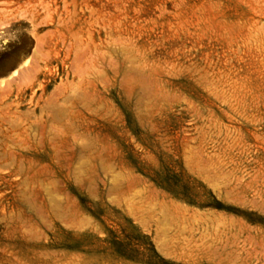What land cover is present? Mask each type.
Returning a JSON list of instances; mask_svg holds the SVG:
<instances>
[{
  "label": "rangeland",
  "instance_id": "obj_1",
  "mask_svg": "<svg viewBox=\"0 0 264 264\" xmlns=\"http://www.w3.org/2000/svg\"><path fill=\"white\" fill-rule=\"evenodd\" d=\"M0 264H264V0H0Z\"/></svg>",
  "mask_w": 264,
  "mask_h": 264
},
{
  "label": "bare ground",
  "instance_id": "obj_2",
  "mask_svg": "<svg viewBox=\"0 0 264 264\" xmlns=\"http://www.w3.org/2000/svg\"><path fill=\"white\" fill-rule=\"evenodd\" d=\"M6 249V248H5ZM5 251V250H4ZM10 255V254H9ZM4 262V261H3Z\"/></svg>",
  "mask_w": 264,
  "mask_h": 264
}]
</instances>
